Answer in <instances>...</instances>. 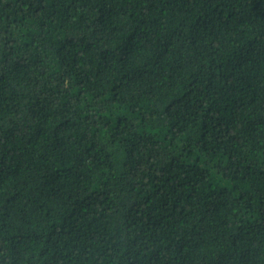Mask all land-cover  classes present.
<instances>
[{"label":"trees","instance_id":"trees-1","mask_svg":"<svg viewBox=\"0 0 264 264\" xmlns=\"http://www.w3.org/2000/svg\"><path fill=\"white\" fill-rule=\"evenodd\" d=\"M0 264H264V0H0Z\"/></svg>","mask_w":264,"mask_h":264}]
</instances>
